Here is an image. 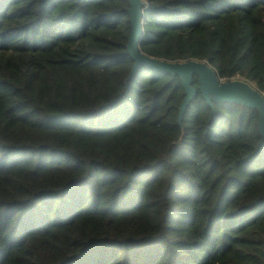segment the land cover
I'll use <instances>...</instances> for the list:
<instances>
[{
  "label": "trees",
  "instance_id": "trees-1",
  "mask_svg": "<svg viewBox=\"0 0 264 264\" xmlns=\"http://www.w3.org/2000/svg\"><path fill=\"white\" fill-rule=\"evenodd\" d=\"M145 1L143 54L264 93V0ZM129 7L0 0V264H264L258 112L198 90L180 125Z\"/></svg>",
  "mask_w": 264,
  "mask_h": 264
},
{
  "label": "water",
  "instance_id": "water-1",
  "mask_svg": "<svg viewBox=\"0 0 264 264\" xmlns=\"http://www.w3.org/2000/svg\"><path fill=\"white\" fill-rule=\"evenodd\" d=\"M129 5L131 30L126 55L134 61L130 78L134 77L142 66L179 77L185 94L178 116L180 125L187 107L196 98L198 90L213 110L215 103L242 105L255 110L259 114L258 131L264 142V93L258 90L255 84L240 78L221 79L216 70L204 61L167 62L143 54L140 50V41L144 33L147 2L129 0ZM195 77L198 78L199 89L194 86Z\"/></svg>",
  "mask_w": 264,
  "mask_h": 264
}]
</instances>
